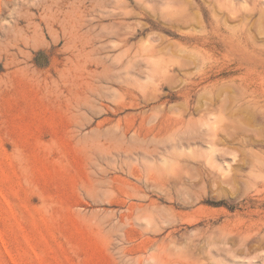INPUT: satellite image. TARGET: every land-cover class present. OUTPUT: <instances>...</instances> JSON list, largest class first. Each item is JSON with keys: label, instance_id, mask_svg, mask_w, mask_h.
I'll return each mask as SVG.
<instances>
[{"label": "rangeland", "instance_id": "obj_1", "mask_svg": "<svg viewBox=\"0 0 264 264\" xmlns=\"http://www.w3.org/2000/svg\"><path fill=\"white\" fill-rule=\"evenodd\" d=\"M0 24V264H264V0H15Z\"/></svg>", "mask_w": 264, "mask_h": 264}, {"label": "bare ground", "instance_id": "obj_2", "mask_svg": "<svg viewBox=\"0 0 264 264\" xmlns=\"http://www.w3.org/2000/svg\"><path fill=\"white\" fill-rule=\"evenodd\" d=\"M2 1V2H1ZM0 1V14H1V11H2V6L3 5H9V3H11V2H14L15 0H1ZM18 1H20V0H18ZM2 3H3V5H2ZM18 20H19V18H14L13 19V21L15 22V24H16V22H18ZM13 24V23H12ZM2 26H3V24H2ZM1 24H0V32H1ZM15 27V26H14ZM14 27L12 26L11 27V31H13V29H14ZM5 28V27H4ZM7 31V30H6ZM5 31V32H6ZM14 33L15 32H17V31H13ZM13 32H11V33H13ZM1 33H3V32H1ZM7 33H10V31L9 32H7ZM6 33V36H8V34ZM19 34V33H18ZM10 35V34H9ZM15 35V34H14ZM17 35V34H16ZM3 37V36H2ZM1 37V38H2ZM5 37V36H4ZM3 37V38H4ZM20 39V38H19ZM18 39V40H19ZM7 39H5V41H6ZM21 40V39H20ZM0 41H1V39H0ZM12 43V42H11ZM19 43V42H18ZM22 43V42H21ZM14 44V43H13ZM7 45V44H6ZM8 47V46H7ZM5 48V47H4ZM13 48V47H12ZM19 51H22V49L21 50H19ZM12 54V53H11ZM14 54V53H13ZM12 57H13V55H12ZM12 61V60H11ZM87 69V68H86ZM85 68H82V66H81V63H79L78 61H72L70 64H68L67 66H65V68H62V69H60L59 70V78H61V79H65V80H68V81H70V82H72L71 80L73 79V78H75L77 75H80V74H82L83 73V71H85L86 70ZM87 71H90L91 72V70L90 69H87ZM58 72V71H57ZM82 72V73H81ZM86 75V74H85ZM88 76H89V74H87ZM82 76V75H81ZM80 77V76H79ZM76 79V78H75ZM74 81V80H73ZM75 82V81H74ZM84 82V81H83ZM73 83V82H72ZM47 92V91H46Z\"/></svg>", "mask_w": 264, "mask_h": 264}]
</instances>
